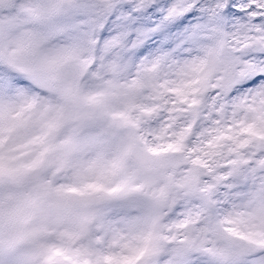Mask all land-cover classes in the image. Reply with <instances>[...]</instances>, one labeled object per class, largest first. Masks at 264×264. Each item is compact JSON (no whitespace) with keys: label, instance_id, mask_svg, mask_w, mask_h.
I'll return each instance as SVG.
<instances>
[{"label":"snow or ice","instance_id":"obj_1","mask_svg":"<svg viewBox=\"0 0 264 264\" xmlns=\"http://www.w3.org/2000/svg\"><path fill=\"white\" fill-rule=\"evenodd\" d=\"M0 264H264V0H0Z\"/></svg>","mask_w":264,"mask_h":264}]
</instances>
